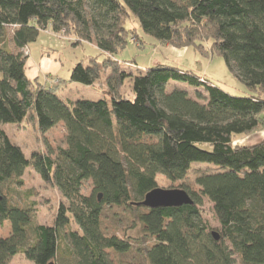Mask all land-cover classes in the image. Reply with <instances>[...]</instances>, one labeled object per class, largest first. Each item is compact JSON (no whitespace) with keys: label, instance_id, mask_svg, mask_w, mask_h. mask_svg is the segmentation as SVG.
<instances>
[{"label":"trees","instance_id":"obj_1","mask_svg":"<svg viewBox=\"0 0 264 264\" xmlns=\"http://www.w3.org/2000/svg\"><path fill=\"white\" fill-rule=\"evenodd\" d=\"M131 16L156 40L221 55L253 92L233 95L170 64L125 69L115 55L128 42ZM49 26L97 45L102 63L95 56L78 62L69 80L92 86L110 69V101L67 103L39 77L27 76L22 49ZM127 79L131 95L122 89ZM29 116L42 133L62 123L66 146L56 155L35 150L27 157L5 127ZM262 125L264 0H0V226L10 225L0 237V264L19 253L35 264H114L111 254L131 251L132 243L104 228L108 208L134 215L150 238L144 260L130 264H235L236 257L264 264V139L234 144ZM196 162L215 168L201 170L197 188L185 189L193 204H141L158 187V175L182 181ZM30 166L61 195L52 225L35 223L33 207L14 201ZM204 199L219 228H210Z\"/></svg>","mask_w":264,"mask_h":264},{"label":"rangeland","instance_id":"obj_2","mask_svg":"<svg viewBox=\"0 0 264 264\" xmlns=\"http://www.w3.org/2000/svg\"><path fill=\"white\" fill-rule=\"evenodd\" d=\"M126 26L130 29L128 42L125 48L115 55L116 59L125 61L123 62L125 69L136 71L139 68L144 69L157 64H170L205 76L216 86L233 95L243 96L253 92L236 71L230 70L221 55L211 52L204 54L194 46L178 48L170 43L156 40L144 32L134 16L129 17ZM213 42V39L204 42L208 50L211 49ZM22 52L27 58L26 68L32 61L36 62L41 70L40 80L55 88L65 102L68 103L77 99L98 100L101 98L110 101V93L106 85V77L110 69H102L100 80L92 86L69 80L70 71L78 62L83 61L87 64L89 57L95 56L102 63L105 55L101 53L94 42L81 40L75 35L66 34L64 30L54 31L49 26L47 29L42 30L36 42L26 47ZM126 61L128 62L126 63ZM135 62L137 66H134ZM172 88H174V84L168 86V90ZM122 89L126 95H131V79L125 81ZM200 89L202 91V88ZM188 90L191 97L197 98L195 88L189 85ZM5 128L12 141L23 148L27 157H30L35 150L49 151L56 155L60 147L66 146L65 129L62 123L57 124L46 133H42L38 128L36 118L29 116L23 124L18 126L8 125ZM263 139L264 125L252 133L236 136L234 144L250 145ZM213 168H215L214 165L196 162L190 174L182 181H172L160 174L157 178L158 187L167 189L197 188L195 176L201 170H212ZM22 179L24 184L18 188V193L13 195L14 201L20 205L33 207L35 223L52 225L61 201L58 190L51 183L45 181L31 166L25 170ZM85 192H90L89 186L86 187ZM202 209L210 228H219L220 223L215 217L213 204L204 199ZM104 228L108 232L118 231L132 243L131 251L122 254H111L114 257V264H130L144 260L141 252L147 249L150 238L134 215L116 210V208H108L104 214ZM72 229H78L76 223H73ZM9 234V223L0 226V237ZM11 264L35 263L27 259L24 253H19L12 259ZM235 264H241L238 257H236Z\"/></svg>","mask_w":264,"mask_h":264},{"label":"water","instance_id":"obj_3","mask_svg":"<svg viewBox=\"0 0 264 264\" xmlns=\"http://www.w3.org/2000/svg\"><path fill=\"white\" fill-rule=\"evenodd\" d=\"M101 197V195H100ZM3 198L0 193V200ZM194 201L187 190L182 188H161L157 187L148 192L143 201L142 205L149 208L158 207H180L185 204H193ZM213 236L216 240L219 239L220 235L217 231H213Z\"/></svg>","mask_w":264,"mask_h":264},{"label":"crops","instance_id":"obj_4","mask_svg":"<svg viewBox=\"0 0 264 264\" xmlns=\"http://www.w3.org/2000/svg\"><path fill=\"white\" fill-rule=\"evenodd\" d=\"M30 67H31V69H30ZM27 76L30 79H35L37 77H39V78L41 77V70H40L39 66L36 64V62L32 61V63H29V66L27 65ZM45 77H47V76H45ZM59 82H60V80H59Z\"/></svg>","mask_w":264,"mask_h":264},{"label":"built area","instance_id":"obj_5","mask_svg":"<svg viewBox=\"0 0 264 264\" xmlns=\"http://www.w3.org/2000/svg\"><path fill=\"white\" fill-rule=\"evenodd\" d=\"M26 48V47H25ZM25 48H23L22 50H24ZM24 54V53H23ZM25 55V54H24Z\"/></svg>","mask_w":264,"mask_h":264}]
</instances>
